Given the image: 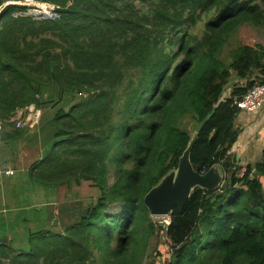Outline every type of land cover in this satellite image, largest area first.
<instances>
[{
	"label": "trees",
	"instance_id": "trees-1",
	"mask_svg": "<svg viewBox=\"0 0 264 264\" xmlns=\"http://www.w3.org/2000/svg\"><path fill=\"white\" fill-rule=\"evenodd\" d=\"M244 25L264 26V0H0V141L41 186L98 191L82 211L60 207L27 251L1 243L0 264H150L161 233L170 264H264V151L243 167L230 154L233 103L264 85V46L224 54ZM233 75L246 85L223 100ZM30 106L47 111L39 131L15 126ZM210 114L190 162L224 181L195 188L164 231L143 199Z\"/></svg>",
	"mask_w": 264,
	"mask_h": 264
},
{
	"label": "rangeland",
	"instance_id": "rangeland-1",
	"mask_svg": "<svg viewBox=\"0 0 264 264\" xmlns=\"http://www.w3.org/2000/svg\"><path fill=\"white\" fill-rule=\"evenodd\" d=\"M22 5L25 6L29 5V7L31 8L30 10L27 11V13L35 16L37 15V8H41L44 6L40 3L33 1H30L29 3ZM241 44L251 45V46H258V45L264 46V26L254 27L251 25H244L240 27L229 40V44L226 47L224 54L226 55V53L229 50ZM257 78H259L258 75H254L252 77V79H257ZM246 82H247L246 79L240 80L233 75L229 80V82L224 86L222 99L224 100L226 97H229L234 87L237 86L244 87L246 85ZM33 112L39 113V116L37 117L38 120L35 125L31 127L29 123H27L22 127H17V125H15L16 128L28 129L32 131L36 129L37 131H39V127L41 123H43V121L45 120L43 119V117L47 116V114H45L47 111L46 110L42 111L41 109L40 110L34 109ZM33 112H30L28 109L27 114L24 116L23 120H20L17 123L23 125L26 122V119H28L29 117L32 118ZM38 141L40 143V137L38 138ZM48 149H49V144L46 143L44 149L41 148L40 152L42 151L45 152ZM18 155H19L18 159L20 161V164H24L28 162L29 158L25 157L24 154L21 155L19 153ZM17 175H19L18 172L11 178L12 181L19 182V177ZM27 176L28 175H25V177ZM113 181H114L113 176L109 175L108 184L111 185ZM92 185L93 184L83 182L80 186L78 187L72 186L69 189L66 188L65 186H60L57 188H45L34 181L33 183L31 181H28L26 178L25 180L20 181L19 194L22 197L23 201H25L28 205L30 206L35 205L34 207H31L32 209L31 211H40L39 209L42 210L40 212H37L36 214L42 215V217H44V219H41L43 221L42 226L47 227V229H51L53 228V226L55 227L58 225L57 221L55 224L52 225V221L58 218L60 207H63L65 213L70 215L86 209L90 204H92L95 201V199L98 196V191L95 188H93ZM113 212L119 213L118 206L111 205L109 207L108 213H113ZM21 213L25 214V211H22ZM167 217L169 216H164V217L160 216L153 218L156 225L160 228L161 223ZM161 234L160 236H158V238H153L151 240L147 248V254L152 255L151 261L154 263L157 262V264H170V262L172 261L171 251L169 247H167L164 243L163 233ZM19 249L22 250V248ZM21 250H17V251H21Z\"/></svg>",
	"mask_w": 264,
	"mask_h": 264
},
{
	"label": "crops",
	"instance_id": "crops-1",
	"mask_svg": "<svg viewBox=\"0 0 264 264\" xmlns=\"http://www.w3.org/2000/svg\"><path fill=\"white\" fill-rule=\"evenodd\" d=\"M234 127L238 130V138L232 146L230 154L241 167L256 163L264 151V107L254 113L240 112L234 122ZM9 147L10 145L6 146L0 142V244H7L16 251L21 250L19 248H22L21 251H27L29 249V234L47 227L42 226L41 219L44 217L36 214L42 210L31 211V207L35 205H28L19 194L21 180L27 178L33 183L28 170L30 165L20 164L16 167L15 162L20 163L19 152L14 159L10 158ZM41 157L42 152L38 159ZM7 169L11 171L10 175L5 174ZM17 172L19 173L17 175L19 182H14L11 178ZM25 175L28 176L25 177ZM22 211H25V214L21 213ZM150 264H157V262Z\"/></svg>",
	"mask_w": 264,
	"mask_h": 264
},
{
	"label": "water",
	"instance_id": "water-1",
	"mask_svg": "<svg viewBox=\"0 0 264 264\" xmlns=\"http://www.w3.org/2000/svg\"><path fill=\"white\" fill-rule=\"evenodd\" d=\"M213 114V113H212ZM210 114L196 128L190 143L179 159L176 169L168 172L159 183L153 187L144 197L143 203L151 217L169 216L175 208H182L186 205L192 191L195 188L203 189L209 193L217 191L224 181V175L218 166L210 168L205 173L194 169L190 162L192 146ZM56 220L52 221V225Z\"/></svg>",
	"mask_w": 264,
	"mask_h": 264
},
{
	"label": "built area",
	"instance_id": "built-area-1",
	"mask_svg": "<svg viewBox=\"0 0 264 264\" xmlns=\"http://www.w3.org/2000/svg\"><path fill=\"white\" fill-rule=\"evenodd\" d=\"M234 107L237 108L240 112L254 113L264 107V85H256L255 87L249 89L242 97L236 99L233 103ZM33 106H30L28 109L30 112H33ZM39 116L38 112H33L32 118L26 119V122L21 125L17 123V127H22L29 123L32 127L37 122V117ZM6 175H10L11 171L7 169L5 171ZM170 225V218L167 217L161 223L162 230H166Z\"/></svg>",
	"mask_w": 264,
	"mask_h": 264
}]
</instances>
